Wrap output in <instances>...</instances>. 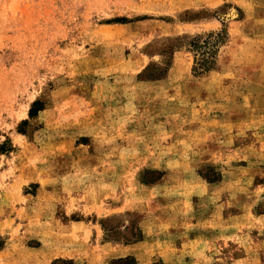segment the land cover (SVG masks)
Segmentation results:
<instances>
[{"label": "rangeland", "instance_id": "obj_1", "mask_svg": "<svg viewBox=\"0 0 264 264\" xmlns=\"http://www.w3.org/2000/svg\"><path fill=\"white\" fill-rule=\"evenodd\" d=\"M2 145L0 264H264V0H0Z\"/></svg>", "mask_w": 264, "mask_h": 264}, {"label": "trees", "instance_id": "obj_2", "mask_svg": "<svg viewBox=\"0 0 264 264\" xmlns=\"http://www.w3.org/2000/svg\"><path fill=\"white\" fill-rule=\"evenodd\" d=\"M219 36L220 34H216V35H209L208 38L203 42V44L197 49L199 51H201V53H203V51H205L206 58L203 59V64L205 65V67L202 69V72L206 73L209 70L212 69L211 64L213 61V55L216 53L217 48H218V41H219ZM38 102H35L29 112V115L31 117L35 116V113L38 112L40 109L38 108ZM3 145L0 147V151H4L3 149Z\"/></svg>", "mask_w": 264, "mask_h": 264}]
</instances>
